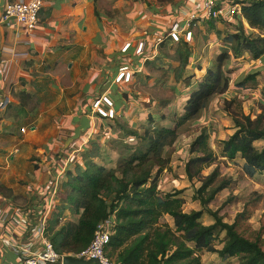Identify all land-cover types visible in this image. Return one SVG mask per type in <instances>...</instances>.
Segmentation results:
<instances>
[{"label": "rangeland", "instance_id": "374dc122", "mask_svg": "<svg viewBox=\"0 0 264 264\" xmlns=\"http://www.w3.org/2000/svg\"><path fill=\"white\" fill-rule=\"evenodd\" d=\"M200 4L201 0H64V38L56 48L47 49L43 60H35L37 54L29 50L33 58L26 62V69L32 79L20 77L19 85L12 89L15 105L23 90L34 96L27 108L11 111L15 115L12 131L16 134L0 132V181L8 196L1 207L9 205L21 212H35L34 208L44 209L46 198L52 202L55 195L53 209L64 198L60 191L64 176L59 174L67 160L70 162L66 169L74 170L81 156L96 151L97 147L101 158L95 161L108 168L116 167L119 154L112 147L120 132L117 120L141 131L148 124L149 115L159 125H175V119L184 113L186 99L197 88L207 68L226 49L224 34L233 32L239 24L238 16L227 18V23L221 22L222 16L215 21L217 30L207 23L197 25L190 42L184 35L179 41L169 36L174 22L182 20L184 9ZM40 18L47 20L44 14ZM244 25L250 30L245 21ZM217 31L223 34L219 36ZM34 38L32 44L38 37ZM158 38L164 42L156 46ZM182 43H187L192 58L183 78L178 80L180 63L176 53ZM245 57L239 61L232 59L228 65L229 91L211 99L198 119L182 127L175 146L166 152L171 164L170 170L162 175L160 189L164 193L184 190L187 213L202 210L200 202L194 199L200 183L188 181L184 172L192 141L206 129L211 135L212 148L220 153V142L234 134L233 122L224 110L225 99H240L244 112L252 113L253 118L260 113L264 57L259 61ZM127 66L132 67L130 79L120 72ZM254 72L259 75L257 88L243 92L238 83ZM105 98L117 108L114 119H103L96 113V102ZM101 107L107 109L104 104ZM83 116L92 121V128L65 150L67 139ZM34 121L38 130L31 134L29 126ZM22 128H26V134L21 132ZM256 146L260 149L264 142ZM220 161L222 176L232 178L234 183L231 189L219 193L208 209L233 224L246 204L257 199L249 207L248 219L241 221L238 229L246 238L259 240L264 249V173L250 179L242 173L241 159L232 163ZM213 169H207L205 175ZM39 184L44 188L38 187ZM4 217L0 218L1 222ZM202 222L212 225L214 219L206 212ZM162 223L173 226L170 217H165ZM223 239L224 234L216 243L218 249L223 247ZM13 257L12 264H19L20 259ZM201 257L203 264L238 263L236 259L222 261L218 255L207 252Z\"/></svg>", "mask_w": 264, "mask_h": 264}, {"label": "trees", "instance_id": "16d2710c", "mask_svg": "<svg viewBox=\"0 0 264 264\" xmlns=\"http://www.w3.org/2000/svg\"><path fill=\"white\" fill-rule=\"evenodd\" d=\"M236 3L241 6V15L236 16L238 26L224 34L226 49L207 68L197 88L186 99L184 113L175 119L174 126L159 125L152 115L148 116L143 131L117 120L120 132L112 147L119 154L116 167L108 168L95 161L101 158L97 147L96 151L84 153L74 170L65 171L60 185L64 198L54 205L47 226L48 237L58 254L77 255L86 250L95 238L98 225L109 223L112 235L106 255L111 260L115 258L118 264H203L204 252L216 254L222 261L236 259L237 264H264L260 241L246 238L238 229L241 221L248 219L249 207L257 199L246 204L233 224L208 209L217 195L231 189L234 183L232 178L222 176L220 159L231 163L241 159L242 173L250 179L264 173V146L260 149L256 146L264 142V87L260 92V113L255 118L252 113L244 112L240 99H225L224 110L233 122L234 134L220 142L219 154L212 148L211 135L206 129L192 141L184 172L188 181L200 183L194 199L200 202L202 210L184 211V190L164 193L160 189L162 175L170 170L171 164L166 152L175 146L180 129L198 119L211 99L229 91L230 61L245 56L259 61L264 57V0ZM44 15V19H49L51 9ZM244 21L250 30L245 28ZM221 22L227 23V18L223 17ZM207 24L217 30L215 21ZM187 46L182 43L176 53L180 63L178 80L191 63ZM258 76L257 72L249 73L238 83V88L243 92L257 88ZM32 99L27 91H21L18 107L27 108ZM129 140L137 142L128 143ZM212 167L213 171L205 175ZM4 189L0 181V195L6 199ZM48 205L46 198L43 212ZM66 212L78 216V221L65 220ZM206 212L214 219L212 225L202 222ZM165 217L173 220V226L162 223ZM223 234V247L218 249L216 243Z\"/></svg>", "mask_w": 264, "mask_h": 264}, {"label": "built area", "instance_id": "2783aa9c", "mask_svg": "<svg viewBox=\"0 0 264 264\" xmlns=\"http://www.w3.org/2000/svg\"><path fill=\"white\" fill-rule=\"evenodd\" d=\"M237 0H201V4L196 8H185L182 20L174 22L171 26L169 36L179 41L182 35L187 41L193 38V30L197 25L205 24L209 21H216L222 16L225 18H235L241 15V6L236 3ZM45 7L44 0H17L8 3L1 15V21L7 23L16 33V44H22L27 48L26 52L31 50V41L35 39L40 24V14ZM15 19V20H12ZM164 42L163 39L156 40V46ZM144 45L142 44V48ZM12 54V53H11ZM11 61L3 55L0 57V66H2L4 80L7 81L10 74ZM123 77L127 74L131 77V67L120 70ZM122 79V77H121ZM120 79V80H121ZM104 100V101H103ZM12 104V99L0 95V112H4ZM104 104L107 109L101 107ZM96 113L105 118L114 119L117 114L114 104L108 99H102L95 104ZM21 132L26 134V128ZM76 151L73 152V155ZM71 155L70 158L73 156ZM70 160H67L65 167L60 172V177L64 175L66 166ZM58 182L56 186H58ZM55 196V195H54ZM51 198L52 202L55 200ZM52 202L49 201L47 208L35 210V212H21L15 209L13 213L3 215L4 219L0 221L1 226H10L1 234L0 240L3 245L9 249L21 264H63L65 256H73L79 259H97L100 264H118L116 261L109 259L106 255V248L110 243L112 231L109 223H100L95 233L92 244L84 251L77 255H60L58 254L47 232L48 219L53 211ZM2 217V218H3Z\"/></svg>", "mask_w": 264, "mask_h": 264}, {"label": "crops", "instance_id": "0c3cea01", "mask_svg": "<svg viewBox=\"0 0 264 264\" xmlns=\"http://www.w3.org/2000/svg\"><path fill=\"white\" fill-rule=\"evenodd\" d=\"M13 1L17 0H0V57L3 55L5 58H8L11 61L10 74L7 81L4 80L2 70L3 68L2 66H0V95L3 97L9 96L15 103L16 99L13 96L12 89L19 85L20 77H24L27 80L32 79L29 75L30 73L26 69V62L33 57H31L30 52H26L27 48H25V46H23L22 44H16L17 39L15 31L10 28L7 23H3L1 21V15L5 6ZM44 2L45 7L42 14L48 11V9H51V17L46 21H42L40 18V24L36 35V37L38 38L31 47V49L33 50L32 53L37 54L35 60H43L47 49L56 48L57 46H59L60 40L64 38V0H44ZM31 70L33 71V69L30 68V71ZM20 86L25 89L22 83ZM17 92L18 90L16 88V93ZM27 93L30 94L33 98L34 95L31 92L27 91ZM40 99L41 98H39V100ZM13 102L6 111L0 112V120L2 119V121L0 122V132H2L3 130L4 132L6 131L15 135L16 132L12 131V122H14L15 120V115H13L14 113L11 114V111L15 110V108H20L18 107V102L17 105H15ZM36 123L37 121H34L32 124L30 123L29 127H31V134H34V130L35 133L37 132L36 130H38V123ZM38 187H40L41 189L44 188L42 184H39ZM3 202H7V199L0 195V218H2L6 213H13V211L15 210L14 208L12 209V207H10L9 205H6L7 207H1L3 205ZM65 216V220L74 222L78 221V216H73L69 214V212H66ZM6 229L10 230V226L0 225V236L1 234L5 233ZM13 256L15 255L9 249H7L0 240V264H5L6 262L12 264L14 261ZM19 264H21V262Z\"/></svg>", "mask_w": 264, "mask_h": 264}, {"label": "water", "instance_id": "95a60500", "mask_svg": "<svg viewBox=\"0 0 264 264\" xmlns=\"http://www.w3.org/2000/svg\"><path fill=\"white\" fill-rule=\"evenodd\" d=\"M15 20V19H12ZM92 128V121L87 117L83 116L80 119L79 125L74 129L73 135L69 137L66 141L65 150L75 141L79 140L84 133ZM63 264H100L97 259H79L73 256H65L63 259Z\"/></svg>", "mask_w": 264, "mask_h": 264}]
</instances>
